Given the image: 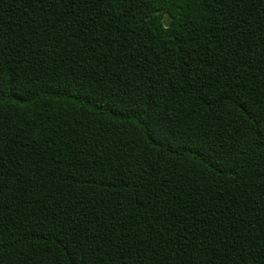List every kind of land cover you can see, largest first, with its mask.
I'll return each mask as SVG.
<instances>
[{
  "label": "trees",
  "instance_id": "trees-1",
  "mask_svg": "<svg viewBox=\"0 0 264 264\" xmlns=\"http://www.w3.org/2000/svg\"><path fill=\"white\" fill-rule=\"evenodd\" d=\"M0 264H264V0H0Z\"/></svg>",
  "mask_w": 264,
  "mask_h": 264
}]
</instances>
